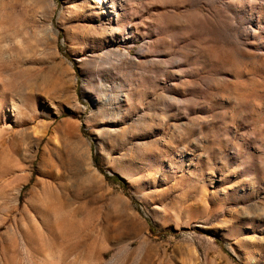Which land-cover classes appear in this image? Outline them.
Masks as SVG:
<instances>
[{
    "label": "rangeland",
    "instance_id": "1",
    "mask_svg": "<svg viewBox=\"0 0 264 264\" xmlns=\"http://www.w3.org/2000/svg\"><path fill=\"white\" fill-rule=\"evenodd\" d=\"M0 264H264V0H0Z\"/></svg>",
    "mask_w": 264,
    "mask_h": 264
},
{
    "label": "trees",
    "instance_id": "2",
    "mask_svg": "<svg viewBox=\"0 0 264 264\" xmlns=\"http://www.w3.org/2000/svg\"><path fill=\"white\" fill-rule=\"evenodd\" d=\"M118 179V178H117Z\"/></svg>",
    "mask_w": 264,
    "mask_h": 264
}]
</instances>
